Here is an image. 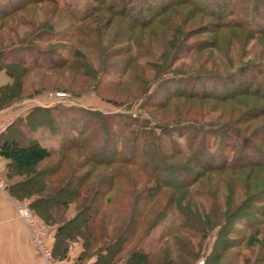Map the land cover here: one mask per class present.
Masks as SVG:
<instances>
[{"label":"trees","instance_id":"trees-1","mask_svg":"<svg viewBox=\"0 0 264 264\" xmlns=\"http://www.w3.org/2000/svg\"><path fill=\"white\" fill-rule=\"evenodd\" d=\"M203 1L85 0L80 9L63 7L76 24L71 48L60 45L66 41L62 38L43 48L33 40L0 45V76L7 79L0 84V107L24 90L23 79L30 70L65 69L72 72L74 82L92 78L90 89L101 94L102 82L111 72L120 75L117 87L107 90L113 97L102 98L131 111L80 108L70 115L71 106L69 113L57 116H62L65 126L52 122L54 135L60 137L57 148L31 137L35 128L26 121L33 114L52 112L50 107L32 110L25 117L27 129L21 120L0 135V156L13 170L10 177H19L9 183L8 191L16 200L30 199L31 210L55 226L56 260L67 256L72 242L81 241L79 259H94L92 264H197L201 248L192 235L205 239L216 231L203 264H219L237 245L236 239L251 245L260 242L255 261L246 256L243 264H264V102L242 98L264 99V63H241L223 74L171 67L179 53L193 52L187 51L191 46L184 31V11L178 7L192 6L205 13ZM43 2L60 6L58 0H1L0 29L18 11ZM222 3L217 4L221 11L213 10L223 19L220 24L237 27L245 35L263 33L264 28L237 19L232 3L222 11ZM254 9L257 17L262 15L260 7ZM113 26L122 44L113 54L122 56L118 66H107L104 55L99 69L76 61L78 49L87 45L90 35ZM41 40L52 43L51 38ZM153 44H158L162 55ZM66 48L68 55L62 52ZM201 48L197 46L189 56L199 54ZM235 81L246 87L235 90ZM206 100L231 101L221 113L227 121L199 119ZM190 101H198L200 108ZM175 102L179 106L171 109ZM137 104L147 113L132 112ZM173 110L179 111L173 114ZM189 114L193 115L186 117ZM120 181H125L124 187L112 195ZM196 194L208 201V208L200 206ZM71 207L74 213L68 216ZM172 211L179 213V224L169 228L170 238L159 249L148 250L147 238ZM112 217L117 221L109 229ZM253 230L254 237L247 233Z\"/></svg>","mask_w":264,"mask_h":264},{"label":"rangeland","instance_id":"rangeland-1","mask_svg":"<svg viewBox=\"0 0 264 264\" xmlns=\"http://www.w3.org/2000/svg\"><path fill=\"white\" fill-rule=\"evenodd\" d=\"M58 1L60 3L58 8H56V6L52 3H37L26 6L21 11H18L15 15L7 18L6 22H8V24H6L4 27H1L0 29V45L3 44L5 47H9L11 45L10 42L17 44L33 40L36 45L43 48L50 45H55L56 41H59V39L62 38L66 39V41L62 40L60 44L61 46L68 48L74 46L75 44L72 45V42L76 40L77 34L73 30V25L76 24L73 21V18L67 12H65L63 7L66 8L73 6L75 9H80L84 7L85 0ZM203 2L204 4L202 7L205 9V13H198L196 8L192 6L178 7L184 11L182 12L186 23L184 26V31L187 33V45L191 46V49L187 51H193L192 53H194L196 52V48L199 45L201 47L203 46L204 48H201L202 51L199 54L193 56H189L192 54L191 52L189 55L179 53L178 56L174 58L173 65L171 66L172 69L184 71L202 70L206 72L223 74L227 71L235 70L236 67L240 66L241 63H264V31L260 34L254 35L248 33L245 35V33L237 27L230 28L220 24L223 19L217 18L216 15L213 14V10L219 9L217 5L218 3L224 2L221 5L219 4L220 7L225 5V7L222 8V11L226 10V8L228 9L229 3H232V6L236 11L235 16L237 19L247 23L253 28L257 27L262 29L264 28V0H204ZM255 6L261 8V10L259 9L258 11L263 16H256L258 12L254 9ZM192 15H195L196 17L193 18ZM178 21H182L181 18H178ZM93 25L95 26L96 24L93 23ZM43 29H45V31H43ZM115 33L116 29L113 26L109 30L103 28V30H100L99 33L90 35L86 39L87 45L78 49L76 61L81 63L88 62L94 69H99L101 62L104 61L102 59V55H104L106 60L104 63L106 62L107 66H118L117 63L122 59V56H113V54L116 53V49L122 47V44L118 43L119 41L116 38ZM36 35L40 40H36ZM41 38H51L52 43L49 44V42H47L48 40L42 41ZM87 46H89L91 49H89ZM101 46H103V48ZM152 48L155 49L158 55H162L158 48V44H153ZM62 52L64 55H68L69 49H62ZM148 76L151 77V74H148ZM243 76L246 77V74ZM120 77V75L111 72L105 81L102 82L101 94L90 89V83L93 81L92 78H90L89 81L82 83L74 82V76L72 72H69V70H30L23 79L24 90L10 103L1 106L0 111L9 109L8 114L15 118L14 123L22 120L23 123L20 125H23L22 127H25V129H27L25 124L26 121L28 124L34 126V131L29 132L32 135L31 137H37L45 146L57 148L60 144V137L54 135L53 129L55 126L53 123H56L57 126H65L66 124H64V119L62 116H64L69 111V109H73L69 108L71 106L74 107V109L70 115H75V113L78 112V109L80 108L93 110L97 109L104 113H114L119 111L131 112L124 107H116L114 104H111L102 98L113 97L114 94H108L107 90L117 87L118 78ZM6 80L7 79H5L4 76H0V84H3ZM244 87H246L245 84L240 81H235V90L242 89ZM223 90L224 89L221 91ZM235 90L226 91L228 93H233ZM261 91L264 92V90ZM155 96L156 93L154 94V97ZM161 96L162 92L158 91L157 98L161 99ZM242 98L250 102H256L257 100L260 101L259 103L264 102V99L260 100L253 97L247 98L244 96ZM198 103V101L189 102V104L196 109L200 108ZM204 104H206L203 105L206 107V109L202 110V114L199 119L206 122L227 121V119L225 120L222 118L221 113L231 106V101L221 104L215 100H206ZM172 106L175 107H172L171 109L176 108V106H179V104L175 102V104ZM37 107H50L52 112L42 111L41 113L31 115V118H28L25 121V117L31 114L32 110ZM138 107L139 104L133 106L132 112H143V114L147 113L148 110H140ZM178 111L179 110H173L172 113L175 114ZM59 114L62 116L57 117ZM4 115L5 114L2 116ZM189 115L186 117H191L193 114ZM171 118L176 119L178 117ZM51 124L53 125L50 126ZM45 164L47 163L45 162L42 167H44ZM5 167L6 175L1 172L0 174L6 179L8 184L19 179L18 176L10 177V175L13 173V170H11V167L8 165ZM124 183L125 181H120L112 195H115L117 191L124 187ZM194 192H196V190ZM221 195L223 196V194ZM196 198L201 201V207L204 206L208 208V201L198 194H196ZM19 202H26L30 204L31 200H16L15 204H18ZM31 211L33 212V210ZM67 213L68 216L72 215L74 213V207H71ZM38 218L41 219L40 217ZM180 219L181 217L179 213L172 211L167 219L160 226L153 230L151 235L146 240L145 247L148 248V250H154L155 248L159 249V247L166 243V241L170 238V235H168L169 228L173 224L178 225ZM116 221V217H112L109 223V229L113 228V224ZM45 223L51 225L47 222ZM237 227L240 228L242 226L238 225ZM240 229H242L243 232H246L244 231V228ZM215 233L216 231L211 233L205 239L197 235H192V240L194 241L195 245L201 248V255L197 260H205L206 255L213 249L214 240L216 238ZM247 233L252 237L257 235L254 230L247 231ZM261 234L262 233H259L260 237H262ZM236 241H238L237 245L222 257L219 264H243V258L246 256L252 257V262H254L255 257L259 254V252H261L260 242L251 245V243L249 244L248 241H240V239H236Z\"/></svg>","mask_w":264,"mask_h":264},{"label":"crops","instance_id":"crops-1","mask_svg":"<svg viewBox=\"0 0 264 264\" xmlns=\"http://www.w3.org/2000/svg\"><path fill=\"white\" fill-rule=\"evenodd\" d=\"M6 113H9V109L0 111V117L3 114L7 115ZM2 139L3 137L0 138V142ZM6 165L8 160L0 156L1 173L5 174ZM15 201L9 191H0V264H45L39 250L30 244V231L24 221L17 216ZM53 233L55 234V226ZM50 244L54 246L55 235ZM82 250L81 241L72 242L67 256L58 258L57 263L92 264L94 259H79Z\"/></svg>","mask_w":264,"mask_h":264},{"label":"built area","instance_id":"built-area-1","mask_svg":"<svg viewBox=\"0 0 264 264\" xmlns=\"http://www.w3.org/2000/svg\"><path fill=\"white\" fill-rule=\"evenodd\" d=\"M63 96V95H59ZM15 121V118L7 114L0 117V135L4 133ZM9 184L0 174V191L7 192ZM17 216L24 221L30 231V244L37 248L42 255L45 264H58L53 254L50 239L53 238V227L39 219L26 202L16 204ZM197 264H203L199 261Z\"/></svg>","mask_w":264,"mask_h":264}]
</instances>
